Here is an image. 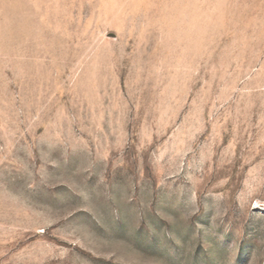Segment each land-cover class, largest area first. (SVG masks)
<instances>
[{
	"label": "rangeland",
	"instance_id": "1",
	"mask_svg": "<svg viewBox=\"0 0 264 264\" xmlns=\"http://www.w3.org/2000/svg\"><path fill=\"white\" fill-rule=\"evenodd\" d=\"M0 264H264V0H0Z\"/></svg>",
	"mask_w": 264,
	"mask_h": 264
}]
</instances>
